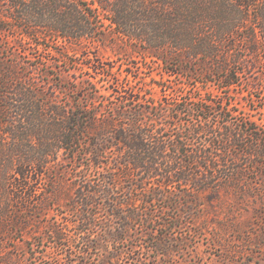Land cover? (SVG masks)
<instances>
[{
	"label": "trees",
	"instance_id": "1",
	"mask_svg": "<svg viewBox=\"0 0 264 264\" xmlns=\"http://www.w3.org/2000/svg\"><path fill=\"white\" fill-rule=\"evenodd\" d=\"M108 40L131 48L140 74L149 64L164 65L169 77L194 68L202 84L213 77L231 91L248 71L255 75L259 65L264 71V0H0V231L22 227L24 216L42 218L57 197L41 191L45 173L57 168L59 154L72 164L81 157L92 172L73 184L68 211L76 219L48 229L56 244L68 243L66 264H91V237L100 229L121 239L127 225L99 227L103 203L110 222L128 224L141 219L134 192L146 205L169 203L187 212L204 192L220 194L223 185L239 192L248 173L263 177L264 125L221 126L214 118L238 112L223 97L195 104L186 94L171 104L178 90L160 98L153 91L169 79L150 88L117 82V90L104 92L98 76H106L105 68L96 61L79 69L87 77L79 88L67 87L50 83L51 72L48 80L23 74L18 58L34 49L77 57ZM196 106L198 122L178 125L177 117L195 116ZM120 180L129 183L127 191ZM248 186L264 188L257 180Z\"/></svg>",
	"mask_w": 264,
	"mask_h": 264
},
{
	"label": "rangeland",
	"instance_id": "2",
	"mask_svg": "<svg viewBox=\"0 0 264 264\" xmlns=\"http://www.w3.org/2000/svg\"><path fill=\"white\" fill-rule=\"evenodd\" d=\"M121 43L108 40L85 53L80 50L77 57L56 56L48 51L38 53L34 49L28 57H23V54L18 52V58L24 64L21 66L23 74L35 73L38 80H48L49 77L45 74L51 72L53 75L49 79L50 83L54 81L57 85L67 87L81 86V82L87 77L84 76V71L79 69L83 67L86 70L90 61L91 64L96 61V65L105 68L106 76H98L99 86L103 87L104 92L117 90V82L124 86L136 87L147 83L150 88L156 81L163 79V84L165 79H169L172 82L165 83L162 87L154 85L156 98L168 94L170 88L178 90L177 94L171 97V104L181 100L180 96L186 94L195 104L204 98L219 100L223 97V103L230 104V107H234L238 112L225 114V119L214 118L221 126L238 129L245 127L249 120L257 122L260 126L264 125L262 65L257 67L255 75L248 71L240 87L224 91L221 90V84L212 83L213 77L209 79L211 82L208 84H202V77L193 71L194 68L180 76L169 77L164 65L149 64L147 69L143 68L145 73L140 74L133 68L141 66L135 57L136 54L130 47H119ZM0 56L5 58V54ZM76 62L80 64L79 67ZM111 70L116 76H111ZM194 108L195 116L177 117L178 125L198 122V116L202 113L197 111L198 106ZM226 120L228 125L223 124ZM2 136L1 131L0 138ZM248 143L250 144V141ZM58 158L60 162L57 168L53 172H46L48 181L39 186L41 191L54 192L57 197L48 201L50 209L42 213V218L28 220L24 216L22 227H13L9 233L0 231V264L67 263L68 243L64 240L56 244L48 229L54 222L67 224V220L76 219L68 211L76 197L73 184L76 179L83 178V175L90 174L92 170L89 171L86 167V160L80 164L81 157H78L76 164L65 163V155L59 154ZM261 172L263 177L261 173L258 176L248 173L247 183L239 192L223 185L220 194L207 191L198 195L197 199H191L197 205L190 207L191 210L187 212L186 207L175 209L169 203L156 202L146 205L139 201V198L145 199L143 194L140 191L134 192L135 207L139 210L141 219L128 224L117 220L110 222L106 204L103 203L104 206L97 210L99 227L112 224L118 231L123 225H127V229L119 234L121 239L111 238L100 229L99 233L91 237L94 249L90 251L89 261L91 264H264V188L254 190L248 186L251 180L264 184V169ZM118 184L123 192L128 190V182L120 180ZM150 218H153V221ZM69 226L72 228V225ZM159 245V251H154ZM78 250L75 246L74 251Z\"/></svg>",
	"mask_w": 264,
	"mask_h": 264
}]
</instances>
